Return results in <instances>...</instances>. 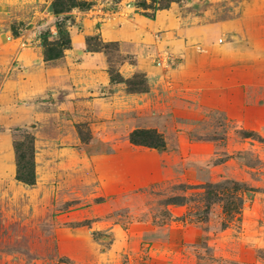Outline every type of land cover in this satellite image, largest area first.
<instances>
[{"label": "rangeland", "instance_id": "374dc122", "mask_svg": "<svg viewBox=\"0 0 264 264\" xmlns=\"http://www.w3.org/2000/svg\"><path fill=\"white\" fill-rule=\"evenodd\" d=\"M54 1L0 0V264H264V56L202 59L221 38L212 20L238 1L158 0L205 23L187 44L182 29L147 25L140 43L87 33V19L151 18L138 7L151 0H76L59 14ZM57 26L70 48L45 61ZM137 129L164 148L130 143ZM26 139L33 185L16 179Z\"/></svg>", "mask_w": 264, "mask_h": 264}, {"label": "crops", "instance_id": "0c3cea01", "mask_svg": "<svg viewBox=\"0 0 264 264\" xmlns=\"http://www.w3.org/2000/svg\"><path fill=\"white\" fill-rule=\"evenodd\" d=\"M216 1V0H213ZM238 5L231 10L230 16L225 19L212 20V25L220 32L221 42H214L208 45L211 52L204 56V62L221 58L223 62H251L252 58L264 56V0H237ZM118 13V12H117ZM121 13V11H119ZM116 17V22L111 19L101 22L96 28V20L87 19L89 29L87 33L98 32L105 41H131L142 42L144 40L142 26H149L153 30L166 32V34H179L186 38L187 42H196L201 38V32L205 23L195 20V22L185 23L184 18H179L177 14L170 9L157 10L154 13V19L150 20L135 11L132 15ZM184 27V28H183ZM258 28L259 35L254 34L253 29ZM146 32V31H145ZM180 35V36H181ZM145 40L148 41L147 36ZM180 40H178L179 42ZM39 41H37L38 43ZM183 47L184 38L182 39ZM203 46V45H202ZM183 65L191 66L197 69L200 63L199 55L188 47L185 49ZM210 61V62H211ZM234 81V78L233 80Z\"/></svg>", "mask_w": 264, "mask_h": 264}, {"label": "trees", "instance_id": "16d2710c", "mask_svg": "<svg viewBox=\"0 0 264 264\" xmlns=\"http://www.w3.org/2000/svg\"><path fill=\"white\" fill-rule=\"evenodd\" d=\"M153 6L146 4H139L138 7H142L144 10L152 9L153 13L157 10L166 9L167 7H159L158 0H151ZM67 5L68 8L82 7L76 2V0H55L52 3V8L54 13L59 14L63 12V6ZM85 5V2L82 4ZM91 3H87V8ZM140 15L149 18L150 20L154 19V15L147 16L145 13H139ZM59 32V40L54 43H47L46 35L42 36L43 44L46 46L43 50V57L45 61H52L59 59L63 56V51L70 48V37L65 28L61 29L56 27L55 33ZM94 37L86 38V49L85 52H97L96 44L92 42ZM107 44H104V46ZM111 80H113L111 78ZM134 89L133 91H137ZM130 143L134 145L146 146L156 150H162L164 148V142L162 137L153 130H134L129 135ZM15 155H16V179L24 183L25 185H33L35 183V173H34V149L27 139L23 142H18L14 146Z\"/></svg>", "mask_w": 264, "mask_h": 264}, {"label": "built area", "instance_id": "2783aa9c", "mask_svg": "<svg viewBox=\"0 0 264 264\" xmlns=\"http://www.w3.org/2000/svg\"><path fill=\"white\" fill-rule=\"evenodd\" d=\"M168 59H169L168 57L164 56V59L162 60V63L164 66L168 64V61H169Z\"/></svg>", "mask_w": 264, "mask_h": 264}]
</instances>
